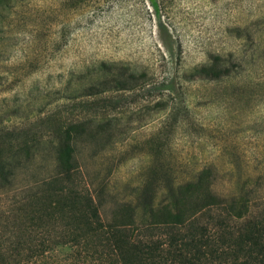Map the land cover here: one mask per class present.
<instances>
[{
    "label": "rangeland",
    "instance_id": "rangeland-1",
    "mask_svg": "<svg viewBox=\"0 0 264 264\" xmlns=\"http://www.w3.org/2000/svg\"><path fill=\"white\" fill-rule=\"evenodd\" d=\"M210 63L225 76L191 78ZM118 69L141 81L77 97ZM77 122L103 128L76 150L105 215L144 186L156 201L202 170L215 193L254 200L256 212L264 0H0V136L23 132L44 150L16 187L49 172V132Z\"/></svg>",
    "mask_w": 264,
    "mask_h": 264
},
{
    "label": "trees",
    "instance_id": "trees-1",
    "mask_svg": "<svg viewBox=\"0 0 264 264\" xmlns=\"http://www.w3.org/2000/svg\"><path fill=\"white\" fill-rule=\"evenodd\" d=\"M225 74L210 63L190 76L215 81ZM103 76L77 97L141 81L121 69ZM88 124L51 130L49 172L20 187L18 175L44 150L23 132L0 136V264H264V196L254 212V200L215 193L206 170L156 201L144 186L140 197L114 203L105 215L78 162L80 138L103 131Z\"/></svg>",
    "mask_w": 264,
    "mask_h": 264
}]
</instances>
